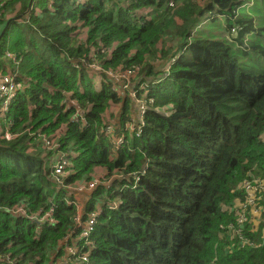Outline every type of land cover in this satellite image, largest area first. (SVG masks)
I'll use <instances>...</instances> for the list:
<instances>
[{
    "label": "trees",
    "instance_id": "1",
    "mask_svg": "<svg viewBox=\"0 0 264 264\" xmlns=\"http://www.w3.org/2000/svg\"><path fill=\"white\" fill-rule=\"evenodd\" d=\"M245 2L0 0V264H264L235 207L264 177V0Z\"/></svg>",
    "mask_w": 264,
    "mask_h": 264
},
{
    "label": "built area",
    "instance_id": "2",
    "mask_svg": "<svg viewBox=\"0 0 264 264\" xmlns=\"http://www.w3.org/2000/svg\"><path fill=\"white\" fill-rule=\"evenodd\" d=\"M6 57L8 59L14 60V57L9 53H6ZM126 87H127V83L124 84L125 89H126ZM15 96H16V85L13 83L11 76L10 75L1 76L0 77V103H1V107L2 108H8L7 106L10 105V103L15 98ZM142 110H143V108H142ZM110 132H111V130L108 129L107 133H110ZM137 136H139V134H137ZM5 137L8 138V134H6ZM52 141L53 140H51L50 138H45V137L43 138L44 145L48 151H51V149L56 148V145H54L55 143H53ZM118 143H119V139L117 140V144ZM69 160H70L69 157L65 153L57 154L55 156V162H54V166H53L54 170H55V174H61L63 171V168L69 165ZM252 184H254V183H252ZM97 186H98V182L96 180H94V181H90L86 185H75L74 191L78 192V193H82L85 190H92ZM243 193L245 194V190H243ZM262 194H264V192H260V191L254 192V196H253L252 200H250V199L246 200V195H245V202L240 203V204H243L244 209L242 210L239 208L241 212H239V215H238L239 216L238 224H244V223H248V222L252 223V225L253 224L256 225L257 222H258V225L260 223L264 224V209L261 205ZM258 210H261V212ZM258 214H260L262 217L260 221L256 220ZM96 219H97V213L96 212H92L91 214H89L88 219L86 221V225L84 226V230L80 234V238H82V239L88 238L90 232L92 231L93 227L96 224ZM75 222H77V224L80 225V219L78 217L75 219ZM68 249L70 250V248H68Z\"/></svg>",
    "mask_w": 264,
    "mask_h": 264
},
{
    "label": "rangeland",
    "instance_id": "3",
    "mask_svg": "<svg viewBox=\"0 0 264 264\" xmlns=\"http://www.w3.org/2000/svg\"><path fill=\"white\" fill-rule=\"evenodd\" d=\"M200 3H204V1H201ZM246 3V2H245ZM250 4L248 5L249 7H251V5L254 3V0H251V2H249ZM175 4L176 3H173L172 1L168 4V9H174L175 8ZM249 7H247V8H249ZM19 10V7H16V9H15V11L14 12H17ZM223 22V21H222ZM86 35H85V33H81L80 35H79V40H80V42L81 43H83V42H85V40H86ZM90 77H91V79H90V82L92 83V86H93V91H99V89H100V86H101V81H100V79L99 78H96L94 75H90ZM110 78H114L115 79V81H116V78L117 77H114V76H110ZM120 83H121V81H120ZM122 88H124V84H122ZM11 104V103H10ZM10 106V105H9ZM8 107V106H7ZM5 109L6 108H4V109H1V114L2 113H5ZM139 110H141V108L139 109ZM142 111V110H141ZM3 115V114H2ZM131 128V127H130ZM132 129V128H131ZM130 129V130H131ZM10 138H11V136L10 135H8V138H6L5 137V139L6 140H10ZM263 143H264V140L262 141ZM55 143V142H54ZM54 145H56V144H54ZM38 150V149H37ZM95 173H96V171H95ZM260 172H256V173H253L252 172V174H249V175H247V177L246 178H248V179H245V180H243L242 181V183L241 184H239V190H245V194H244V197H245V195H246V200L247 199H250V200H252V198H253V196H254V192H257V191H260V192H264V177H260L261 175H258ZM97 180H98V178H96ZM98 182V181H97ZM99 183V182H98ZM252 183H254V184H252ZM253 185V186H252ZM73 192H74V187H71L70 188ZM240 202L239 201H236L235 202V207L237 208V209H244V207H243V204H239ZM224 208H226V209H228L227 207H223L222 208V210L224 209ZM240 209H239V212H241L240 211ZM258 211H260L261 212V210H258ZM239 215V214H238ZM261 215L260 214H258V216H257V221H260L261 220ZM238 220H239V216H238V218H237ZM258 225V222L256 223V226ZM234 238V237H233Z\"/></svg>",
    "mask_w": 264,
    "mask_h": 264
},
{
    "label": "crops",
    "instance_id": "4",
    "mask_svg": "<svg viewBox=\"0 0 264 264\" xmlns=\"http://www.w3.org/2000/svg\"><path fill=\"white\" fill-rule=\"evenodd\" d=\"M14 19H19V17H16V18H14ZM90 75H94V71H91V72H90ZM126 128L129 129L128 126H127ZM131 131H132V130H131ZM101 172H102V171H101ZM80 199H81V198H80Z\"/></svg>",
    "mask_w": 264,
    "mask_h": 264
},
{
    "label": "clouds",
    "instance_id": "5",
    "mask_svg": "<svg viewBox=\"0 0 264 264\" xmlns=\"http://www.w3.org/2000/svg\"><path fill=\"white\" fill-rule=\"evenodd\" d=\"M249 4H250V3H249ZM249 4H247V3H244V5H243V6L241 5L240 9H241V8H243V7H247ZM237 12H238V11H237ZM218 18H219V16H218ZM81 264H82V263H81Z\"/></svg>",
    "mask_w": 264,
    "mask_h": 264
},
{
    "label": "water",
    "instance_id": "6",
    "mask_svg": "<svg viewBox=\"0 0 264 264\" xmlns=\"http://www.w3.org/2000/svg\"><path fill=\"white\" fill-rule=\"evenodd\" d=\"M8 25V24H7ZM4 31H5V29H4Z\"/></svg>",
    "mask_w": 264,
    "mask_h": 264
},
{
    "label": "bare ground",
    "instance_id": "7",
    "mask_svg": "<svg viewBox=\"0 0 264 264\" xmlns=\"http://www.w3.org/2000/svg\"><path fill=\"white\" fill-rule=\"evenodd\" d=\"M242 191V190H241ZM243 192V191H242Z\"/></svg>",
    "mask_w": 264,
    "mask_h": 264
}]
</instances>
